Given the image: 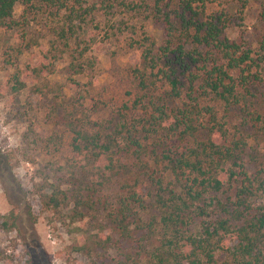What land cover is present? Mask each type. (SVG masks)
<instances>
[{
    "label": "trees",
    "instance_id": "16d2710c",
    "mask_svg": "<svg viewBox=\"0 0 264 264\" xmlns=\"http://www.w3.org/2000/svg\"><path fill=\"white\" fill-rule=\"evenodd\" d=\"M249 1L231 4L241 12ZM256 1L264 23V0ZM211 2L0 0V28L16 30L25 50L37 42L27 36L29 22L50 23L45 58L66 57L76 88L75 76L95 65L89 50L127 26L113 21L118 10L146 11L162 29L160 40L142 29L130 41L140 54L131 75L139 94L129 104L109 118H56L73 134L75 161L43 201L54 208L71 202L75 216L81 207L100 209L117 235L103 243L121 248L115 264H264V162L249 172L244 159L249 141L264 153V30L255 44L229 38L231 12L209 11ZM46 65L24 74L44 75ZM24 86L14 74V89ZM113 178L118 189L101 202L98 191ZM7 216L14 227L17 214ZM119 238L134 243V253L123 252Z\"/></svg>",
    "mask_w": 264,
    "mask_h": 264
},
{
    "label": "rangeland",
    "instance_id": "374dc122",
    "mask_svg": "<svg viewBox=\"0 0 264 264\" xmlns=\"http://www.w3.org/2000/svg\"><path fill=\"white\" fill-rule=\"evenodd\" d=\"M231 2L212 0L207 9H228L232 20L227 36L255 44L264 30L258 17L259 3L250 0L239 12ZM22 9L21 5L15 7V17L19 18ZM145 15L141 10L126 14L117 11L113 21L123 20L128 27L122 26L123 31H116L89 50L95 65L75 76L81 83L77 88L68 81L65 56L58 61L49 54L45 58L52 38L50 23L29 22L27 36L33 37L31 43L37 42L27 50L16 30L0 28V264H6L8 258L11 264H115L122 258L120 247L103 243L105 235H117L100 209L81 207L83 215L75 216L71 202L54 208L43 199L50 193V184H58L56 176L66 174V168L75 161L73 134L56 118L62 116L71 122L89 113L92 118H109L139 94L131 75L139 62L140 48L130 41L138 39L142 29L157 40L162 36L161 27ZM96 19L102 26L106 22L99 14ZM44 62V75L24 74L29 65L39 67ZM14 74H20L24 88L14 89ZM260 89L264 97V87ZM244 159L247 170L255 171L264 162L262 147L249 141ZM91 172L80 175L98 180ZM117 189L118 182L113 178L97 195L101 202L107 201ZM10 211L17 214L14 227L7 216ZM119 240L123 252L134 253V243Z\"/></svg>",
    "mask_w": 264,
    "mask_h": 264
}]
</instances>
